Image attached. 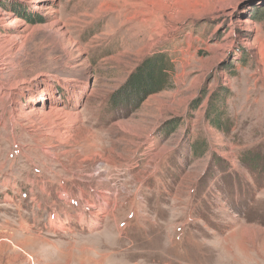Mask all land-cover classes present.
<instances>
[{
	"label": "rangeland",
	"instance_id": "374dc122",
	"mask_svg": "<svg viewBox=\"0 0 264 264\" xmlns=\"http://www.w3.org/2000/svg\"><path fill=\"white\" fill-rule=\"evenodd\" d=\"M256 10L264 0H0L20 22L0 36H25L0 73V264H264V173L239 162L264 155ZM157 54L170 87L111 107ZM79 78L87 90L66 82ZM221 87L226 133L206 118ZM35 106L80 115L68 141L32 133L17 113Z\"/></svg>",
	"mask_w": 264,
	"mask_h": 264
},
{
	"label": "trees",
	"instance_id": "16d2710c",
	"mask_svg": "<svg viewBox=\"0 0 264 264\" xmlns=\"http://www.w3.org/2000/svg\"><path fill=\"white\" fill-rule=\"evenodd\" d=\"M256 17L259 22H264V14L262 12L256 10ZM28 20L31 21L30 18ZM34 21L32 22L33 24L37 22V20ZM174 75V64L167 55L157 54L146 58L131 74L123 88L113 96L111 107H116L118 103L124 106L139 107L150 96L168 89ZM230 95L231 92L228 88H219L212 94L206 113L207 121L211 127L224 133L229 131V125H231L225 115L227 100ZM207 149L202 143L193 146V152L197 156L205 154ZM261 155V153L251 151L243 152L239 162L243 167H247L251 171L256 170L264 173V155Z\"/></svg>",
	"mask_w": 264,
	"mask_h": 264
},
{
	"label": "bare ground",
	"instance_id": "6f19581e",
	"mask_svg": "<svg viewBox=\"0 0 264 264\" xmlns=\"http://www.w3.org/2000/svg\"><path fill=\"white\" fill-rule=\"evenodd\" d=\"M32 4L36 5L38 8V3L42 0H29ZM45 1V0H43ZM20 22L13 20L11 15L3 14L0 12V24L2 25H15L18 26ZM51 33L53 32L57 37L59 45L64 48L67 55H71L70 49L66 46L67 42L71 39L68 36L67 31L61 22H55L50 27ZM25 36H0V69L1 74H6L10 69L12 70L15 66V59L21 55L22 49L24 47ZM37 80V79H36ZM35 80V81H36ZM83 78L79 80L69 79L66 80L67 84L75 85L83 90H87V84L83 83ZM7 85L2 83L4 87L14 88L17 85H26V82H18V84L11 83V79L7 78ZM6 86H5V85ZM37 85H32V87ZM31 89H29L30 91ZM41 95L38 99L44 102L46 99L45 90H41ZM20 117H24L28 124L30 125L31 131L34 134L40 135H53L60 142L68 141L69 130L73 129L80 119L78 113H70L62 108H53L47 111L45 108L41 109L38 107H32L17 113ZM72 137V136H71Z\"/></svg>",
	"mask_w": 264,
	"mask_h": 264
}]
</instances>
